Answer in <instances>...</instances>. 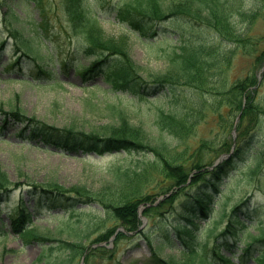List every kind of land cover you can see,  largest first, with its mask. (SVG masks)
<instances>
[{
	"label": "trees",
	"instance_id": "trees-1",
	"mask_svg": "<svg viewBox=\"0 0 264 264\" xmlns=\"http://www.w3.org/2000/svg\"><path fill=\"white\" fill-rule=\"evenodd\" d=\"M37 1L34 2L38 7ZM253 1L264 10V0ZM232 5L230 0H62L67 27L76 37L75 52L90 59L87 65L78 64L75 68V74L82 82L101 76L108 84L104 91H110L118 99L126 94L143 99L148 98L147 95L158 96L154 100L161 101L164 98L166 105L171 108L158 111V118L149 131L141 125L132 124L118 102L105 107L114 117L113 121L89 131L74 126L58 128L48 125L27 117L18 108L0 109L1 130L15 129L22 140L41 142L61 153L65 152L63 154L73 156L82 150L98 154L135 152L143 157L134 166L124 163L111 165L107 169L109 180L106 185L95 191L85 185L65 188L55 181L44 184L12 183L0 168V215L9 217L12 234L37 242L40 253L36 264H78L82 255L85 264H104L108 261H111L109 264H115V250L104 246L89 247L88 237L91 231L106 221L112 225L99 232L90 244L107 242L119 227L126 231L138 228V208L142 203L150 202L151 197L149 193H142L139 186L147 177V171L159 172L171 182L170 187L162 191V195H166L173 189L169 196L164 197V204H171L185 186L198 187L196 193L181 203V219L193 222L192 219L200 214L207 215L213 197L219 192V186L230 170L250 157L253 158L251 173L260 170L261 152L258 148L264 129V98H259L251 88L257 81L255 67L264 61V49L254 56L243 77L232 78L229 75L234 57L238 53L254 54L261 40L248 37V32L235 25ZM100 9L107 11L117 24L139 40L145 39L147 46L163 45V69L149 71L135 65L127 55L126 41L105 33ZM39 16L42 30H35L33 39L41 42L47 25L40 10ZM257 16L256 12L248 15L250 19ZM171 32L176 35L175 38L168 36ZM156 34L162 37L155 41L149 39ZM4 46L5 42H0V52ZM21 46L22 49L18 46L17 51H21L22 56L17 55L4 66L8 74L18 76L10 80L27 81L21 75V63L26 58L30 62L31 76L49 74L47 79L51 80V85H60L58 73L44 70L48 60L47 56L41 54L40 48L28 41ZM139 71L145 73L146 80L139 76ZM99 88L98 85L91 87L96 90ZM184 90L188 91L185 95L189 98L190 106L188 109H178L173 104L178 102L179 91ZM240 110L233 153L210 169L217 157L229 151L232 145L229 132ZM207 112L216 116L220 131H208L193 144L194 147H188L189 130L199 120L202 121ZM203 186L210 187V194L202 191ZM16 190L19 192L14 197ZM247 201L233 207L229 216L223 215L224 207H221L217 221L204 234L205 240L200 250L191 253L199 254L201 260H205L208 249L215 251L223 240L234 235L236 224L240 222L238 214L243 208L248 209ZM92 203L101 209L103 220L100 217L87 219L84 205ZM152 209L145 210L143 215H148ZM31 215H44L59 222L51 227L34 226L31 225ZM225 217L226 225L218 229ZM3 224L0 217V236L6 234L2 231ZM179 227L182 228L180 231L185 232L184 235L179 234V239L188 246L195 233L188 224H180ZM56 233H65L68 238H53ZM124 238L127 236L118 231L114 243ZM250 238L244 249V258L248 256L255 264H264V250L261 251L264 233ZM168 241L172 242L171 239ZM148 245L152 264H201L193 259L163 260L158 254L160 247L151 244L150 239ZM254 252L258 255H253ZM220 258L225 260L222 256Z\"/></svg>",
	"mask_w": 264,
	"mask_h": 264
},
{
	"label": "rangeland",
	"instance_id": "rangeland-1",
	"mask_svg": "<svg viewBox=\"0 0 264 264\" xmlns=\"http://www.w3.org/2000/svg\"><path fill=\"white\" fill-rule=\"evenodd\" d=\"M230 1L234 7L232 20L235 25L253 37H261L259 50L264 48V10L258 8L252 0ZM37 3L38 7L33 0H0V38H6L8 43L0 56V62L4 64L0 65V109L18 108L26 116L34 117L39 121L58 127L74 126L85 131L113 121L114 117L105 108L111 103L118 102L119 107L124 110L132 124L141 125L148 131L155 119L158 118L156 115L158 108L170 110L171 106H163L162 102L136 101L131 98L117 99L111 93L91 90L89 87L93 84L105 88V84L99 76L94 77L91 82L82 83L80 77L75 74L74 68L78 63L86 64L88 58L73 53L76 37L67 27L62 11V0H39ZM10 6L12 9L7 10ZM39 10L43 12L44 21L47 25L46 33L40 40L41 42L33 39L34 31L42 30ZM251 12H256L258 16L250 19L248 15ZM100 17L102 18V27L108 36L117 39L121 37L126 41L128 45L127 55L135 65L149 71L163 69L165 58L158 46H147L144 42L136 39L122 26L113 22L114 19L103 9H100ZM26 41L39 47L41 54L47 56L48 64L44 68L45 71L59 73L61 68V85L51 86L48 80H32L30 62L26 58H23L21 63L23 67L21 75L32 83L10 80L11 77L17 78L18 76L13 73L8 74L4 66L9 64L16 54L21 55V52L17 53V48L19 46L22 49L21 45L25 44ZM42 42L43 44H41ZM233 60L236 61L231 76H239L245 73L253 59L243 56V54H237ZM63 62L66 63L64 68L59 66V63L62 65ZM260 66L262 65L258 66L257 73ZM144 74V72L139 71V76L143 79H145ZM262 77L259 94L260 97L264 98V74ZM183 93L180 92L179 98L175 97L178 102L173 105L175 107L182 105L183 109H188L189 106ZM211 126L217 131V126L213 124L212 115L207 113L206 120L198 122L191 131L189 130L188 147H194L193 144L196 143L199 134L202 131H208L205 128ZM0 138L3 139H0V168L13 183L29 184L35 182L36 184H44L48 181H55L65 188L85 185L95 191L104 184L106 185L109 180L107 169L110 165L121 162L134 166L138 159H143L141 155L135 153H122L119 156L106 154L101 157L94 154L87 156L84 153H79L74 158L54 152L50 148L44 149L39 143H22L17 133L11 130H5ZM262 148L261 175L256 180L250 181L248 170L243 171L245 166L234 171L226 178L225 190L216 198V201L221 204L231 205L242 197L250 196L251 209L254 207L253 210H250L253 212V218L246 220L248 227L240 229L236 238L228 241V246L220 245L216 249V253L230 258L233 264H238L236 256L240 255L245 241L249 239L248 235H257L260 231H264V141ZM80 157L84 159L82 160ZM147 178H144L139 185L142 193L145 191L150 193L155 202L161 200V191L170 184V181L163 179L162 174L151 173V175H147ZM195 190L196 187L191 186L187 191L190 193ZM256 204L261 208L255 209ZM90 207L92 209L87 210V218L93 220L98 216V213L95 205ZM156 207L158 206L156 205ZM162 211L164 212L159 215ZM159 212L154 213L153 216L142 218L144 233L157 243L163 241L164 235L167 233L175 236L179 227L178 222L181 221L180 214L175 208L164 206ZM1 218L5 223L4 230L9 231L8 218L5 214H1ZM203 219L195 220L199 226L196 230L197 235H201L207 229V222ZM51 221L57 220L46 218L37 223L50 226L53 225ZM105 224L107 225L108 222ZM100 231L103 230L100 229ZM53 238L66 239L68 236L65 233H56ZM88 239H91L90 235ZM178 244L172 247H163L160 250L161 256L176 261L188 259L179 251L178 247L181 249L183 247ZM261 248L264 249V246ZM117 250L120 252V261L125 264H145L144 262L149 256L142 237L120 243ZM39 253L40 247L35 241L25 242L21 236L12 235V233L0 237V264H36L35 260ZM209 253L208 258L212 264H226L216 254ZM194 262L200 263L199 258L196 257ZM246 264H253V261L248 260Z\"/></svg>",
	"mask_w": 264,
	"mask_h": 264
}]
</instances>
